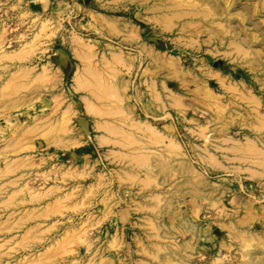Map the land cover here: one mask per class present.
Here are the masks:
<instances>
[{"label":"rangeland","instance_id":"374dc122","mask_svg":"<svg viewBox=\"0 0 264 264\" xmlns=\"http://www.w3.org/2000/svg\"><path fill=\"white\" fill-rule=\"evenodd\" d=\"M0 264H264V0H0Z\"/></svg>","mask_w":264,"mask_h":264},{"label":"bare ground","instance_id":"6f19581e","mask_svg":"<svg viewBox=\"0 0 264 264\" xmlns=\"http://www.w3.org/2000/svg\"><path fill=\"white\" fill-rule=\"evenodd\" d=\"M177 8V7H176ZM190 15V14H189Z\"/></svg>","mask_w":264,"mask_h":264}]
</instances>
